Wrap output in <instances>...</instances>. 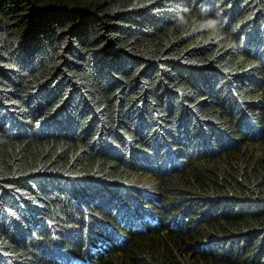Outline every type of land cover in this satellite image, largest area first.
Returning a JSON list of instances; mask_svg holds the SVG:
<instances>
[{
  "label": "trees",
  "instance_id": "1",
  "mask_svg": "<svg viewBox=\"0 0 264 264\" xmlns=\"http://www.w3.org/2000/svg\"><path fill=\"white\" fill-rule=\"evenodd\" d=\"M0 264H264V0H0Z\"/></svg>",
  "mask_w": 264,
  "mask_h": 264
},
{
  "label": "clouds",
  "instance_id": "2",
  "mask_svg": "<svg viewBox=\"0 0 264 264\" xmlns=\"http://www.w3.org/2000/svg\"><path fill=\"white\" fill-rule=\"evenodd\" d=\"M177 19H178V21H182L183 20V16L179 12L177 13ZM207 23L212 25L213 27H215L218 24V21L209 19L207 21Z\"/></svg>",
  "mask_w": 264,
  "mask_h": 264
}]
</instances>
